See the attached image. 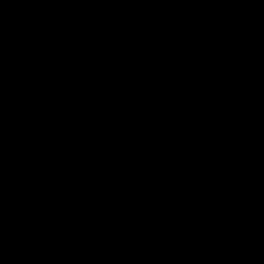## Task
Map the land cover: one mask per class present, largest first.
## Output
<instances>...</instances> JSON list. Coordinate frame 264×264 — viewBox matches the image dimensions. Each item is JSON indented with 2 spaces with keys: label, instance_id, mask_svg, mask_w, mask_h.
Instances as JSON below:
<instances>
[{
  "label": "trees",
  "instance_id": "16d2710c",
  "mask_svg": "<svg viewBox=\"0 0 264 264\" xmlns=\"http://www.w3.org/2000/svg\"><path fill=\"white\" fill-rule=\"evenodd\" d=\"M224 1L237 12L200 0H0V19L24 30L0 31V264H239L264 244V147L251 122L264 96L242 89L264 81V42L250 56L246 24L264 31V0ZM102 5L112 29L96 54ZM137 15L150 31L128 80L115 37ZM143 116L168 133L172 194ZM64 153L65 171L47 182ZM235 215L260 227L223 256ZM86 241L97 249L79 256ZM135 242L137 252L118 254Z\"/></svg>",
  "mask_w": 264,
  "mask_h": 264
},
{
  "label": "rangeland",
  "instance_id": "374dc122",
  "mask_svg": "<svg viewBox=\"0 0 264 264\" xmlns=\"http://www.w3.org/2000/svg\"><path fill=\"white\" fill-rule=\"evenodd\" d=\"M215 3H216L215 0H204V2L200 0L199 2L200 7L204 6L205 4H207L208 6L215 5ZM154 4H155V1H151L150 8H153ZM34 18L36 17H33V18L30 17L29 19H34ZM76 27H77L76 23H69L68 25L69 31H74ZM104 28H105L104 24H101V32H98L96 34H98L99 36L100 35L102 36L104 32ZM127 28L134 29L135 32L138 33L139 35L136 40H130V39L124 38V40L120 41L122 54L124 58L126 59V61L128 62V61L136 60L137 55L140 51L139 40H143V41L146 40L145 34L148 31H150V26L144 24L141 18L139 17V15H137L135 19V23L128 25ZM4 29L9 30L10 33L16 37H20L24 34V30L21 27L5 24L3 22V19H0V31ZM259 93L263 94L261 96V98H263L264 88L261 89ZM216 109L219 112L223 111V108L220 105H217ZM262 111H264L263 99L261 102H258L255 109L252 110L251 122L257 115H260ZM256 126L258 127V134L261 138V141L264 147V122H259ZM166 136H168V133H166ZM68 159L69 158L67 156V153H64L62 157L52 161L50 163L51 167L49 168V171L47 175L44 177V179L47 182L57 180L59 175H61V173L65 171L66 163ZM125 164H126L125 160H122L120 167L118 169V172H117V176L120 175L123 168L125 167ZM25 174H26L25 177L27 178L26 180L28 181L29 179L28 173L25 172ZM44 189L46 190V187ZM120 191L121 189L119 188L118 185H116L111 192L114 197H118L120 194ZM43 201L44 200L38 199L36 200L34 204L32 216L35 221L40 217L41 210L43 209ZM215 210H216V206H214V208L207 213H200L199 214V225L204 226L205 224H207V222L211 220ZM259 227L260 226L258 224H249L246 221L245 217L241 215H235L234 219L226 226V231L222 238V242L220 246L221 255L223 256L227 255L237 242H240L246 239L252 240L255 233L258 231ZM102 246H104L103 250L106 251L107 246L105 245V243ZM96 249H97L96 245H93L89 243L88 241H86V246H82L79 249V256H91L92 253L96 251ZM239 264H264V244L255 245L245 255L241 256L239 258Z\"/></svg>",
  "mask_w": 264,
  "mask_h": 264
},
{
  "label": "built area",
  "instance_id": "2783aa9c",
  "mask_svg": "<svg viewBox=\"0 0 264 264\" xmlns=\"http://www.w3.org/2000/svg\"><path fill=\"white\" fill-rule=\"evenodd\" d=\"M99 18H100V22L102 24H104V26H108L112 29L110 17H109L108 11L104 5H102L101 9H99ZM136 36H137L136 32L134 30H131L130 33L125 36V39L135 40ZM101 38H102L101 35L99 36L98 34H95L94 51H96V54L100 51ZM120 41L121 40H119L115 37V45H116L118 52H119L117 58L121 59V61L124 64V67H125V69L123 71L124 78H127L128 80H130L129 73H128V70L126 67L127 61L122 54ZM250 56L259 57L258 48L255 44H252V46L250 47ZM241 70H242L243 75H245L246 71H247V66L244 65L241 68ZM263 88H264V81H261L257 84V87H255L254 85L244 86L242 89H244V90L248 89L250 92H253V91H255V89H257V91L260 92L261 89H263ZM263 119H264V111H262L260 113V115H257L253 119L252 123L262 122ZM159 121H160V118L149 119V118L143 116L142 119H140V121H139V127L141 129H146L149 132V135H150V138H151L152 144H153V154L159 163L162 176L165 179L166 184H167V189L170 192V194H172L173 184L170 182V180L168 178L169 177L168 173H169L170 167H171V161H169L167 154L163 151L165 134H164L163 127L160 124H158ZM4 180L8 181L7 175L4 176ZM185 244L188 246L189 242L187 240H185ZM138 246H139L138 243L135 242L134 244L128 246L126 249H122V248L118 249V254L124 255L125 253L137 252ZM193 263L195 264V262H193Z\"/></svg>",
  "mask_w": 264,
  "mask_h": 264
},
{
  "label": "water",
  "instance_id": "95a60500",
  "mask_svg": "<svg viewBox=\"0 0 264 264\" xmlns=\"http://www.w3.org/2000/svg\"><path fill=\"white\" fill-rule=\"evenodd\" d=\"M216 7L219 8V10L222 13H236L237 9L236 7L232 5H227L224 0H218L215 3ZM95 22L97 23L96 25L98 26L100 23V18H99V9H95ZM247 26L250 28L251 33H252V39H253V44L257 46V48H261L262 43L264 42V31L261 28V26L254 22L251 19L246 20ZM34 173V172H33Z\"/></svg>",
  "mask_w": 264,
  "mask_h": 264
},
{
  "label": "bare ground",
  "instance_id": "6f19581e",
  "mask_svg": "<svg viewBox=\"0 0 264 264\" xmlns=\"http://www.w3.org/2000/svg\"><path fill=\"white\" fill-rule=\"evenodd\" d=\"M98 27V26H97ZM160 122V121H159ZM159 124V123H158ZM161 125V124H160ZM152 156H153V153H152ZM130 246V245H129ZM187 246V245H186ZM197 264V263H196Z\"/></svg>",
  "mask_w": 264,
  "mask_h": 264
},
{
  "label": "flooded vegetation",
  "instance_id": "af4514ba",
  "mask_svg": "<svg viewBox=\"0 0 264 264\" xmlns=\"http://www.w3.org/2000/svg\"><path fill=\"white\" fill-rule=\"evenodd\" d=\"M218 0H215V2H217Z\"/></svg>",
  "mask_w": 264,
  "mask_h": 264
}]
</instances>
